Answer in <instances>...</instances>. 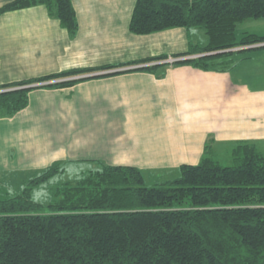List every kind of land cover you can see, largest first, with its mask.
<instances>
[{
    "label": "trees",
    "instance_id": "trees-1",
    "mask_svg": "<svg viewBox=\"0 0 264 264\" xmlns=\"http://www.w3.org/2000/svg\"><path fill=\"white\" fill-rule=\"evenodd\" d=\"M37 4L75 35L71 0H12L0 14ZM258 18H264V0H136L129 30L203 29L205 44L189 41L188 50L175 55L214 54L176 63L222 70L223 58L234 54L230 50L264 42V35L236 34L238 23ZM116 66L73 68L1 84L0 117L27 107L34 87L70 86L87 77L33 83ZM158 66L132 69L154 72ZM212 151L209 141L197 163L181 164L177 176L152 185L138 167L102 160L72 181L61 180L67 163L52 161L17 192L0 198V264H264V152L236 142L227 165ZM40 184L50 191L46 201L33 198Z\"/></svg>",
    "mask_w": 264,
    "mask_h": 264
},
{
    "label": "crops",
    "instance_id": "crops-1",
    "mask_svg": "<svg viewBox=\"0 0 264 264\" xmlns=\"http://www.w3.org/2000/svg\"><path fill=\"white\" fill-rule=\"evenodd\" d=\"M10 1L0 0V7ZM135 1L71 0L78 22L72 37L42 4L0 14V85L119 65L33 83L87 77L70 86L34 87L27 107L0 117V170L31 173L54 160L96 163L121 153L129 158L111 164L178 173L181 164L200 160L209 141L264 150V64L255 62L264 60V42L233 48L222 70L176 63L198 57L175 54L187 51L189 41L205 44L206 34L182 27L132 33ZM262 25L244 32L264 35L256 30ZM157 55L165 58L131 64ZM153 64L159 65L154 72L132 69Z\"/></svg>",
    "mask_w": 264,
    "mask_h": 264
},
{
    "label": "rangeland",
    "instance_id": "rangeland-1",
    "mask_svg": "<svg viewBox=\"0 0 264 264\" xmlns=\"http://www.w3.org/2000/svg\"><path fill=\"white\" fill-rule=\"evenodd\" d=\"M261 21H264V18H258V19H246L245 21H243L242 23H238L236 26V34L240 35L244 32V30H248V31H253L256 25H258V23H261ZM198 29V28H197ZM264 26H258L256 30L258 31H263ZM199 31H202V33H204L203 29L199 28ZM200 41V43L203 42L204 40V36L201 35L198 39ZM260 50V49H257ZM232 51V50H230ZM253 52V51H251ZM205 54H199V56L202 55H206ZM173 60H169V62H172ZM254 60L250 59L248 62L251 63ZM255 62L259 63V64H264V60L258 61L255 60ZM262 67H264L263 65H261ZM261 85L264 86V72H263V82L261 83ZM219 146L221 148H217L216 146ZM212 144V148H214V146L216 147L215 151H212L213 156L222 164H232L233 160H232V156L230 155V151L232 148V145H226L224 143H219V144ZM257 150L259 152H264V150L262 149L261 146H257ZM127 156L125 155H121V153H119L116 156L113 155H105V157H101L100 159L103 162H107V163H113V162H125L127 160ZM97 164L94 163L93 161H76V162H70L69 164H66V172L64 173V175L62 177H59V179L61 178V180H70L72 181L75 177L77 173L83 172L85 171V169L88 168H92V167H96ZM27 172V171H25ZM25 172H17L15 170H0V198L7 196L9 193H15L18 191V188L20 189L22 187V183L25 179H27L28 177L31 176L32 173L28 170L29 173H25ZM176 169H169V168H162V169H158V170H154V169H149L147 167L142 168V173L144 175L145 178V183L147 185H152L167 179H171L174 178L175 176L178 175V173H175ZM57 180V179H56ZM49 189L45 184H40L38 186H36L35 188H33V198L39 201H46L49 198Z\"/></svg>",
    "mask_w": 264,
    "mask_h": 264
},
{
    "label": "water",
    "instance_id": "water-1",
    "mask_svg": "<svg viewBox=\"0 0 264 264\" xmlns=\"http://www.w3.org/2000/svg\"><path fill=\"white\" fill-rule=\"evenodd\" d=\"M207 54H214V52H211V53H207Z\"/></svg>",
    "mask_w": 264,
    "mask_h": 264
},
{
    "label": "built area",
    "instance_id": "built-area-1",
    "mask_svg": "<svg viewBox=\"0 0 264 264\" xmlns=\"http://www.w3.org/2000/svg\"><path fill=\"white\" fill-rule=\"evenodd\" d=\"M173 60V59H170V61Z\"/></svg>",
    "mask_w": 264,
    "mask_h": 264
}]
</instances>
